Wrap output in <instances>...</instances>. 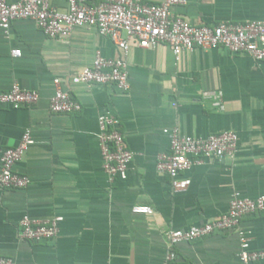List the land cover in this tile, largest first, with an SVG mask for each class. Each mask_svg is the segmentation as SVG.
Here are the masks:
<instances>
[{
  "label": "crops",
  "instance_id": "1",
  "mask_svg": "<svg viewBox=\"0 0 264 264\" xmlns=\"http://www.w3.org/2000/svg\"><path fill=\"white\" fill-rule=\"evenodd\" d=\"M49 3L66 9L65 0ZM172 12L195 26L244 24L264 18V0H187ZM129 46L124 56L93 28L59 39L45 38L30 21L14 22L8 36L0 30V93L18 85L40 96L33 107H0V158L19 145L25 131L30 130L33 140L15 167L29 179L28 187H0V257L15 264H243L237 258L235 232L173 247L165 233L217 219L234 193L250 199L264 196V63L221 48L196 49L175 61L164 44L154 50L140 49L134 41ZM12 50L21 57H13ZM97 53L126 61L128 92L71 83ZM54 80L80 105L79 113H50ZM209 92H221L222 111L204 98ZM104 112L119 120L134 156L126 179L113 182L103 172L98 140L97 119ZM174 128L202 139L234 132L236 152L192 166L181 175L190 181L187 190L174 192L169 179L156 170L157 156L170 150L165 131ZM136 205L149 206L153 213L134 214ZM24 216L60 217L57 238L21 240ZM241 228L250 233V250L264 251V211L245 217Z\"/></svg>",
  "mask_w": 264,
  "mask_h": 264
},
{
  "label": "built area",
  "instance_id": "2",
  "mask_svg": "<svg viewBox=\"0 0 264 264\" xmlns=\"http://www.w3.org/2000/svg\"><path fill=\"white\" fill-rule=\"evenodd\" d=\"M66 9L57 10L49 0H17L10 3L0 0V30L8 36L11 26L17 21H30L45 38H69L79 28H93L98 34L112 42L124 56L129 43L144 50H154L167 45L172 50L175 61L186 52L196 49L209 51L221 48L231 55L248 56L255 63H264V18L244 24L220 23L216 26H195L172 10L187 4V0H162L149 4L145 0H65ZM11 55L21 57L19 50ZM71 83L85 86H114L120 92L130 89L127 64L124 59H107L97 53L92 65L84 68ZM54 94L49 100L51 114L72 115L80 112V105L61 89L60 81L54 80ZM211 99L213 107L223 110L221 92L204 94ZM40 102L37 92L22 90L18 85L5 93H0V107L14 110L36 106ZM99 146L102 169L109 182L116 178L126 179L133 154L128 150L119 130V120L109 112L98 116ZM169 138L170 150L156 159V170L169 179L174 192L187 190L190 181L181 175L192 166L205 159L223 160L236 152L238 137L234 132L211 135L206 139L182 135L177 128L165 131ZM33 144L30 130L25 131L19 145L4 151L0 158V187L9 190H23L29 179L15 171L29 147ZM264 211V196L256 199L244 198L234 193L228 210L217 219L186 230L170 229L165 233L169 246L192 243L215 233L235 232L239 238L238 260L250 264L264 260V251H251L250 233L241 228L242 220ZM132 212L151 215L149 206L136 205ZM60 217L45 220L24 216L19 222V238L30 243L50 242L59 234ZM173 259L169 254L168 262ZM0 264H15L6 257H0Z\"/></svg>",
  "mask_w": 264,
  "mask_h": 264
}]
</instances>
